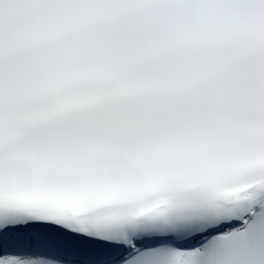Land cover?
Here are the masks:
<instances>
[{
	"label": "snow or ice",
	"instance_id": "6c2138e0",
	"mask_svg": "<svg viewBox=\"0 0 264 264\" xmlns=\"http://www.w3.org/2000/svg\"><path fill=\"white\" fill-rule=\"evenodd\" d=\"M0 264H264V0H0Z\"/></svg>",
	"mask_w": 264,
	"mask_h": 264
}]
</instances>
